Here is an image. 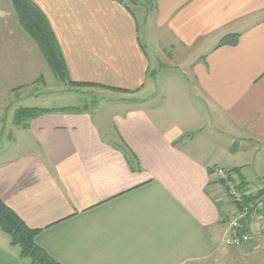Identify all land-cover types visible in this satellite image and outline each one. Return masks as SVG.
Wrapping results in <instances>:
<instances>
[{
    "label": "crops",
    "instance_id": "0c3cea01",
    "mask_svg": "<svg viewBox=\"0 0 264 264\" xmlns=\"http://www.w3.org/2000/svg\"><path fill=\"white\" fill-rule=\"evenodd\" d=\"M31 1L73 82L130 92L93 114L0 129L20 138L15 154L0 152V200L41 231L36 244L59 264H264V227L253 226L251 243L226 245L234 206L211 170L240 169L248 194L264 188L247 174L264 158V0L140 3L152 34L126 0ZM232 34L236 46L218 47ZM163 54L181 59V74L155 71ZM48 74L13 0H0V113ZM254 169L263 175L264 162ZM0 264H30L1 229Z\"/></svg>",
    "mask_w": 264,
    "mask_h": 264
},
{
    "label": "rangeland",
    "instance_id": "374dc122",
    "mask_svg": "<svg viewBox=\"0 0 264 264\" xmlns=\"http://www.w3.org/2000/svg\"><path fill=\"white\" fill-rule=\"evenodd\" d=\"M136 1L138 4H140V3L145 4L143 0H136ZM126 2H128L129 7L134 12V14H135V12H138L137 11L138 7L131 4L130 0H126ZM13 8H14V6H13ZM147 8H149V6H147ZM152 15H155V14L152 13ZM16 16H17V14H16ZM137 16H138V21H139V25H140V27H139L140 32L142 34H144V32H147L146 34H152L153 28H154L153 27V21H152V27H149L148 23L145 22V21H148L151 19L150 15L149 14L147 15L146 10L141 8V10L137 13ZM17 20H18L19 25L21 26L19 19H18V16H17ZM146 27L148 29H146ZM21 28L23 29L22 26H21ZM24 32H26V31L24 30ZM28 36L31 38V36L29 34H28ZM32 40H33V38H32ZM36 45H37V43H36ZM39 50H40V48H39ZM42 56H43V54H42ZM43 58H44V56H43ZM44 60H45V58H44ZM156 60L158 63L154 65L155 71L156 70H163V68H164V70H168V72H174V73L181 74V70L178 69L180 64L183 63L181 61V59L175 58L173 56H171V58H168L167 54H163L160 56L159 59L156 58ZM45 62L48 66L49 74H48L47 78L42 77L43 79H41L42 82L39 84V86L37 85V86H33V87H26L23 89L19 88V89L14 91L15 95L12 94L10 97H8L4 101V105H1L2 111L0 113V129L15 130V127L19 128V126H17L14 122L15 116H16L15 114L19 109H23V107H40V108L68 107V108H71L72 106H77L74 108L80 109L82 111L81 113H74V114L73 113H71V114L61 113V114L81 115V114H84V112H88V113L93 114V111L96 108L100 107L103 109L104 105L105 106L106 105L112 106V104L118 103L120 101L121 96H123L125 93H130L129 91L126 92V91H123L122 89H114L111 87H104L102 85L75 83L70 79V75H69V79L64 78V77L60 78L59 75L55 74L52 71V68L49 66V64L47 63L46 60H45ZM165 73L166 72H164V74ZM182 73H184V72H182ZM188 76L191 77L190 75H188ZM40 93H41V95H40ZM31 96H33L32 99H29ZM62 109H64V108H62ZM12 112L14 114L13 120H12ZM29 123L30 122H28V125H29ZM8 125H10L11 127L9 126L10 128H7ZM20 127L25 128L23 125H21ZM8 136H9V133H4L3 135L0 136V152H3L2 153L3 155L13 154V153L15 154L17 151H15L14 148L19 146L20 138L17 135H15V139H14V137H12V138H10L9 141L7 138ZM6 142H8V144H6ZM263 162H264L263 155L258 154L255 161L254 162L252 161L253 166L247 169V174L250 175V177L252 178V181L255 182V185L258 188L261 187V183L264 180V174L258 175L255 172L254 167H256V169H259V166L262 167ZM216 168H219V167H213L211 169V170H213L212 171L213 172L212 173L213 178H214V169H216ZM224 169H226V168H224ZM226 170H228V169H226ZM233 170H235V171L232 172L231 180L237 182L238 190L246 192L245 183L242 181V176H241L242 174L240 172V169H237V170L233 169ZM214 182L219 184L223 188V190L227 196V193H226L227 188L225 186V183L222 185L221 183L216 182L215 180H214ZM262 187H264V185ZM246 194L251 196V198H254V197L258 196L259 192H255L254 195L248 194L247 192H246ZM227 199H228L229 203L234 206V209H235V205H237V204H235L230 198H227ZM0 202L3 205H5L1 200H0ZM234 209L230 212L229 216H233ZM229 216L227 215V217H226L228 220V223H227L228 233L227 234H228V236H231L232 232H231V228H230L231 226L230 225H232L233 220L231 221V219H230V221H231L230 222ZM262 225H263V223L260 221L257 223H254V227H256V226L260 227ZM254 227H253V229H254ZM228 240L229 239L227 238L226 239V245L229 246L230 248L237 249V248L244 246V245H241L239 247H232L234 245H231L230 243L228 244ZM252 240H253V238H252ZM252 240L249 243H251ZM205 262L206 263H202V264H215L214 260H212V259H208ZM197 264H199V263H197Z\"/></svg>",
    "mask_w": 264,
    "mask_h": 264
},
{
    "label": "trees",
    "instance_id": "16d2710c",
    "mask_svg": "<svg viewBox=\"0 0 264 264\" xmlns=\"http://www.w3.org/2000/svg\"><path fill=\"white\" fill-rule=\"evenodd\" d=\"M124 3V0H116ZM131 4L137 6L136 0H130ZM149 9L155 8V0H143ZM14 10L18 16L19 22L23 29L33 38L42 52L45 60L52 68V71L59 75L60 78L69 79V72L66 66L63 54L59 47L58 40L54 34L52 27L46 15L31 0H13ZM240 40V35H229L223 38L218 47L236 46ZM128 92V91H126ZM80 109L71 107L64 109H19L16 112L15 124L28 127L30 120L36 119L45 114L51 113H81ZM28 121V122H27ZM124 146V145H123ZM122 146V151L126 152L128 160L132 163L136 162L133 155ZM137 164V163H136ZM140 170V167L137 165ZM237 170V169H236ZM235 170H231L234 172ZM244 185V184H243ZM264 188L258 195L262 194ZM249 199H252L249 196ZM0 229L7 234L11 243L20 250V256L27 259L30 264H59L42 248L36 244V237L40 234V230H31L25 223L6 205L0 202Z\"/></svg>",
    "mask_w": 264,
    "mask_h": 264
},
{
    "label": "built area",
    "instance_id": "2783aa9c",
    "mask_svg": "<svg viewBox=\"0 0 264 264\" xmlns=\"http://www.w3.org/2000/svg\"><path fill=\"white\" fill-rule=\"evenodd\" d=\"M231 177V170L214 169V180L222 185L225 183L227 198L237 204L233 216H229V221L230 219L233 221L230 225L232 234L228 237V244L234 245L232 247H239L252 240L254 223L260 221L264 227V190L262 194L249 199L245 191L238 190L237 182L231 180Z\"/></svg>",
    "mask_w": 264,
    "mask_h": 264
}]
</instances>
